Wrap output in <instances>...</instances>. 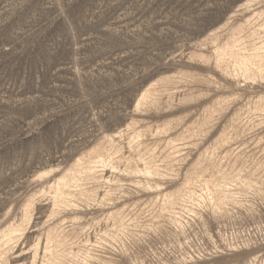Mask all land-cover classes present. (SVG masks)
I'll return each instance as SVG.
<instances>
[{"label": "rangeland", "instance_id": "1", "mask_svg": "<svg viewBox=\"0 0 264 264\" xmlns=\"http://www.w3.org/2000/svg\"><path fill=\"white\" fill-rule=\"evenodd\" d=\"M0 264H264V0H0Z\"/></svg>", "mask_w": 264, "mask_h": 264}]
</instances>
